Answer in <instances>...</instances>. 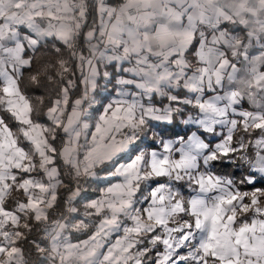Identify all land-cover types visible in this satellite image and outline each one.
Here are the masks:
<instances>
[{
    "label": "clouds",
    "instance_id": "clouds-1",
    "mask_svg": "<svg viewBox=\"0 0 264 264\" xmlns=\"http://www.w3.org/2000/svg\"><path fill=\"white\" fill-rule=\"evenodd\" d=\"M0 264H264V0H0Z\"/></svg>",
    "mask_w": 264,
    "mask_h": 264
}]
</instances>
